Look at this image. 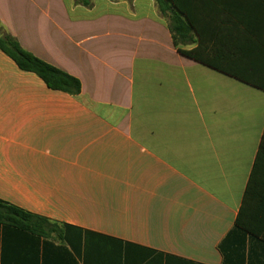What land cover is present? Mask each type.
<instances>
[{"label":"crops","instance_id":"crops-1","mask_svg":"<svg viewBox=\"0 0 264 264\" xmlns=\"http://www.w3.org/2000/svg\"><path fill=\"white\" fill-rule=\"evenodd\" d=\"M0 23L82 86L0 50V200L60 226L0 225V264H264L263 91L180 54L154 0H0Z\"/></svg>","mask_w":264,"mask_h":264},{"label":"trees","instance_id":"trees-1","mask_svg":"<svg viewBox=\"0 0 264 264\" xmlns=\"http://www.w3.org/2000/svg\"><path fill=\"white\" fill-rule=\"evenodd\" d=\"M168 22L178 52L264 92V0H154ZM90 6L89 1H85ZM0 50L53 91L79 95L81 83L25 50L0 23ZM261 148H264V135ZM248 186L245 202L251 196ZM0 225L38 237L60 226L0 200ZM237 225L253 232L243 218Z\"/></svg>","mask_w":264,"mask_h":264}]
</instances>
